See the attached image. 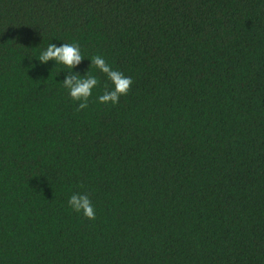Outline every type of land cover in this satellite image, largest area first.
Masks as SVG:
<instances>
[{
	"label": "trees",
	"instance_id": "obj_1",
	"mask_svg": "<svg viewBox=\"0 0 264 264\" xmlns=\"http://www.w3.org/2000/svg\"><path fill=\"white\" fill-rule=\"evenodd\" d=\"M0 264H264V0H0Z\"/></svg>",
	"mask_w": 264,
	"mask_h": 264
},
{
	"label": "clouds",
	"instance_id": "obj_2",
	"mask_svg": "<svg viewBox=\"0 0 264 264\" xmlns=\"http://www.w3.org/2000/svg\"><path fill=\"white\" fill-rule=\"evenodd\" d=\"M42 64L49 61H56L57 64L64 65L67 69L77 68L85 59L82 55L78 42L63 43L57 45L51 43L43 50L38 57ZM90 69L94 66L104 73L111 82L112 87L104 85L102 95L98 100L103 104H117L121 96H126L134 83L131 77L126 76L123 72L113 69L101 55L92 57ZM63 86L69 90L70 97L79 102L77 111L88 107L89 98L92 96L93 89L100 85V80L91 74L90 70L85 75L79 72L69 71L63 80ZM69 206L76 212H82L89 220L96 219L95 207L87 193H73L68 199Z\"/></svg>",
	"mask_w": 264,
	"mask_h": 264
}]
</instances>
